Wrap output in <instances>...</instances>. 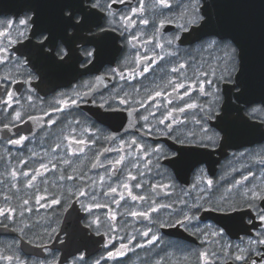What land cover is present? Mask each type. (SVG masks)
<instances>
[{
    "label": "flooded vegetation",
    "instance_id": "af4514ba",
    "mask_svg": "<svg viewBox=\"0 0 264 264\" xmlns=\"http://www.w3.org/2000/svg\"><path fill=\"white\" fill-rule=\"evenodd\" d=\"M99 2L101 7L93 8L96 0H0V31H10V39L17 40L9 45L8 38L0 37V46L8 49L0 53L7 56L6 61L0 62V101L7 98V92L14 93L15 100L19 101L10 107L0 104V208L16 209L9 214L12 218L0 216V264H55L68 234V229L61 231L66 213L70 221L78 216L81 229L101 241L90 256H83L85 249L82 248L62 264H96L97 261L100 264H251L252 261L264 264L261 259L264 245H249V241L264 239V221L260 220L264 199L257 198L249 206L243 196L249 189H264V137L259 135L258 124L253 123H261L264 128L263 102L244 103L239 108L235 89L229 91L231 82L215 81L219 89L217 96L196 91L191 97L198 105L213 110L211 119H203L205 113L199 108L190 109L174 113L186 123L174 125L172 133L146 134L148 128L144 127L141 117L152 111L155 117H149V125L167 131L165 125L156 124L163 118L165 108L156 111L152 101H148L145 108H140L138 103L124 105L117 94L123 97L127 92L133 100L145 101L149 95L155 96L160 91L166 95L157 98L155 103L164 105L167 97L172 100L169 109L183 106L168 83L169 80L180 82L183 78L171 70L185 64V75L191 77L193 67L202 65L203 70L216 69L219 75L224 67L231 66L229 56L223 44L207 47L210 39L219 40V37L206 35L195 40V32L191 31L195 25L187 23L185 16L192 0H170V7L160 6L157 0H143L145 11L135 16L131 10L141 6L140 0ZM201 2L199 0V8ZM107 4H112L114 15L102 10ZM64 7H78L74 17L77 20L85 12L92 13L95 26L90 30L82 29L78 35L69 27L65 35L60 21ZM64 11L67 15L70 9ZM121 16H132L136 23L125 25L120 21ZM141 19L149 23L140 24ZM20 20L28 21L27 28L19 24ZM182 26L187 31L182 30ZM99 28L105 29L106 39L98 46L88 41L92 34L104 35L98 32ZM18 31L24 32V37H19ZM132 36H137L138 40L133 41ZM41 42L43 48L39 50L37 45ZM154 53L163 59L157 58L154 64L144 61L137 66L141 56L151 57ZM144 66L149 67V71L141 76L139 72ZM132 68L137 69L135 79L127 78ZM120 72L126 79H120ZM184 82L187 84L186 80ZM206 91L211 89L206 86ZM85 92L89 94L84 96ZM76 93L81 94L76 104L65 107L58 103L62 99L76 98ZM57 107L63 110L53 112ZM16 111L22 113L19 121L13 119ZM99 113L107 118L98 119ZM217 115L225 117L230 129L226 139L218 126ZM49 118L56 123L48 124ZM195 120H201L208 136L219 134L214 144L207 140L204 141L206 146L189 142L187 132L196 133V141L204 135ZM249 121L253 126L248 133ZM21 136L26 137L21 144L10 143ZM133 138L138 141L135 152H139L140 145L149 150L155 147L164 150L158 158L150 157V170L144 166L149 158L140 153L142 176L131 167V157L115 169L108 164L124 153L106 150L123 148L121 141ZM81 139L86 141L83 151H75L81 146L74 141ZM182 148L191 151L186 152V165L177 171L168 161L171 153ZM64 160L70 163L66 165ZM41 163L49 170L40 169L35 186L27 187L28 178L20 173L27 171L30 177ZM12 171L17 173L15 179ZM128 171L137 175V180L126 182L142 183L143 187L134 189V193L147 199L127 198L114 204L113 199L118 200L119 196L103 193L109 185L125 182ZM62 176L74 179H60ZM80 176L84 179H75ZM101 176L105 177L103 184L99 181ZM208 180L213 181L210 188ZM160 184L167 187H155ZM77 189L89 195L80 196ZM93 195L95 203L109 207H93L85 212L84 206L93 203ZM37 196L46 199L37 204ZM53 197L61 203L41 207V204L49 205ZM25 199L29 200L28 207L32 211H24L21 216ZM168 204L172 205L171 209L150 212V218L128 214L147 211L150 205ZM113 211L116 218L110 220ZM185 214L196 219L177 224V220H184ZM97 218L99 223H94ZM149 228L152 231L148 237L138 234ZM212 232L219 234L213 237ZM152 235L157 239L149 244ZM131 236L136 239L129 244ZM121 244L128 247L123 256H116ZM242 248L246 249L245 260L237 261L235 256L241 254L239 249ZM108 252L114 255L108 257ZM205 252L209 253L207 261L201 255Z\"/></svg>",
    "mask_w": 264,
    "mask_h": 264
},
{
    "label": "snow or ice",
    "instance_id": "6c2138e0",
    "mask_svg": "<svg viewBox=\"0 0 264 264\" xmlns=\"http://www.w3.org/2000/svg\"><path fill=\"white\" fill-rule=\"evenodd\" d=\"M118 2L120 3H124L125 0H118ZM141 6L139 8H134L131 10L133 16L135 15H139L140 13H143L145 11V8L143 7V0H140ZM157 3L162 6V7H170V0H157ZM79 7V6H78ZM77 7V8H78ZM93 8H100V2L99 0H96V3H94L92 5ZM77 8H73V7H64L62 10V14H61V18L60 21L63 24V30L65 35H67V29L69 27L73 28L76 30L77 35L79 34V32L82 29H91L93 26H95L96 21L93 19V14L92 13H88L85 12L84 15L80 18V19H74L75 14H76V10ZM112 8V4H107L104 6V9L102 10H107L108 14L110 16L114 15L111 11ZM65 9H70V12L66 15L65 14ZM81 11H83V8H80ZM185 16L187 18V23L192 24V25H198V28H195V31H199L201 29H205L208 28L210 25H212L213 23H215L211 17V15L205 14V15H201L200 14V8H199V0H192L190 6L188 9H186L185 11ZM120 21L123 22L125 25H133L136 23L135 20H133L132 16H121L120 17ZM116 21H112V23H115ZM140 24H148L149 21L147 19H141L139 21ZM19 24L21 26H24L25 28H27V24L28 21L27 20H20ZM11 25V22H9V26ZM127 30V28L125 29ZM182 30L187 31L186 28H183L182 26ZM99 33H104V35H97V34H92L91 35V39L88 42H92V43H97V45H101L104 40L106 39V32L105 29L103 28H99L98 29ZM11 32L10 31H0V37H5L8 38V43L9 45L11 44H15L17 43V40L15 39H10L11 37ZM25 33L22 31H18V36L19 37H24ZM211 36L213 37H219V40L212 38L208 41L207 43V47L209 49L218 46L219 44H223L224 48L227 51V54L229 56V61H230V67H224L223 70L220 72L219 75H217V70L216 69H210V70H203V66H196L193 67V72H192V76L191 77H187L185 75V68L186 65L185 64H180L178 67L173 68L171 71L174 73H177L179 75V77H182L183 80H181L180 82H177L175 80H169V85L172 86V92L177 94V99L181 100L183 102V106H177V107H172L171 109L168 108V105L172 104V100L170 98H167V103L164 105L161 104H157L155 103L156 99L159 98L162 95H166L163 92L157 91L155 93V96L149 95L147 97V100L145 101H135L133 100L131 94L125 92L123 97H119V94H117V98L120 99V103L124 104V105H128L130 103H138L140 108H145L146 104L148 101H152V107L155 108L156 111H159V109L161 107L165 108V114L163 115V118L158 119L156 121L157 125H165V128L167 131H161L159 130L157 127L155 126H150L149 125V117H155V111L149 112L148 115H144L141 117V119L145 122L144 127L148 128V132L146 134H151L153 131H157L160 134L163 135H168L170 133L173 132L174 129V125H181V124H185L186 120H180L178 119L174 113H185L186 110H190V109H200L201 112L205 113L203 119L207 120V119H211L212 118V109L211 108H204L200 105H198L194 100L191 99L192 97V93L198 91L200 94L203 95H211V96H217V93L219 91V89L216 87L215 81H224V80H228L231 82L232 88L229 89V91H232V89H235V97L237 100L241 99V97L245 96V94L248 92L250 84L248 83V81L242 76L240 75L241 73V68H242V64H241V59H240V47L235 43L234 39L231 36H227V35H223L221 32L219 31H215L213 30L210 33ZM44 39H47V37H45ZM69 39L74 40L73 37H69ZM132 40L136 41L138 40L137 36H132ZM169 44L172 43V41H168ZM39 50H42L43 48V42H41L39 45H37ZM157 47H161L160 45H157ZM8 51V49L6 47L0 46V53H6ZM63 51V50H62ZM65 55H67V53H65ZM169 55H172V53H169ZM88 56H92V53L89 52ZM239 57V59L237 60L236 57ZM157 58L159 59H163V57H159L158 53H154L153 56L151 57H147V56H141L139 58V60L137 61V66L139 67L141 65L142 62L147 61L149 64H154L157 60ZM7 60V56L3 55L0 56V62H4ZM61 63L63 62V58H61ZM91 62V61H90ZM239 71V75L234 76V73L236 71ZM113 72H115L116 70L113 69ZM149 71V67L144 66L142 67V71L139 72V75L143 76L144 73H147ZM137 75V69L136 68H132L129 70L128 72V77L127 78H131V79H135ZM120 79L124 80L126 79L125 75L123 72L119 73ZM212 77V78H209ZM4 79H7V77H4ZM97 80H100V77H97ZM187 81V84L184 81ZM206 86L211 89V91H206ZM183 89V91L181 92L180 90ZM138 91V90H137ZM89 93L85 92L83 93L84 96H87ZM7 98L5 100L0 101V104H4L6 107H10L12 103H16L18 104L19 101L15 100V96L14 93L12 92H7L6 94ZM76 98H67V99H62L60 100L58 103L61 105H64L65 107H67L68 105H74L77 103V99L81 98V94L80 93H76L75 94ZM101 107H103V105H101ZM62 108H54L53 112H57V111H62ZM132 111H135L134 109H132ZM253 111H255V109H253ZM47 115V113H46ZM107 117L105 116L104 113H99L98 114V119H106ZM13 119L19 121L22 119V113L19 111H16L14 113V117ZM29 119H33V117H29ZM217 119L219 121V127L221 129V131L224 133V138L226 139L229 135H230V129L227 126V124L225 123V117L223 115H217ZM165 121H168L167 124H165ZM48 124H55L56 121L51 120V118H49V120L47 121ZM195 123L198 125H201V120H195ZM4 127L7 129L9 126L6 124L4 125ZM201 131L204 133V135L201 137V139L199 141L195 140L196 137V133L194 132H187L185 134L186 138H189V142H195L197 144H200L202 146H206L204 144V141L207 140L209 143H215V138L218 137L219 134H215V136H208L207 135V129L203 128V126L201 125ZM177 139H179V137H176ZM26 139V137L21 136L19 139L17 140H13L10 141V143L13 144H21L24 140ZM75 144L80 145L81 147L75 149V151H83V145L86 143L85 140H75L74 141ZM181 143H183L184 141H180ZM93 143H95L93 141ZM121 144L124 145L123 148H118V149H107L106 151H116L118 154L119 153H124V154H119L118 158L112 161H108V164L113 168H117L118 166H122L125 161L129 160V157H131V167L135 168L137 170V175L142 176L143 173L139 171L140 168V163H141V156L140 153H143V157L145 158H149L148 159V163L145 164L144 166L146 168H149L150 170V164H151V156H156L157 158L163 154L164 150L162 147H155V148H151L150 150L148 148H146L143 145L139 146V152H135L134 151V147L137 146L138 141L133 138L130 141H121ZM59 147V145H57V148ZM69 147H71V145H69ZM191 151V149H180L178 152L176 153H171V158L169 159V163L171 165H173L177 171H179L180 169H182L186 163V152ZM33 155H35V153H33ZM99 157H97L98 159ZM24 163V162H22ZM64 164L68 165L70 163L69 160H64L63 161ZM103 166V165H100ZM53 167H55V165H53ZM93 167H97L96 164H93ZM40 169H43L45 172H47L49 169L47 167L46 164L41 163L39 166V169H35L34 173L29 177V172L27 171H23L20 174L23 175L24 177L28 178L27 179V187H34V182L37 180L38 175L41 174ZM137 175H132L131 171L127 172V175L125 176L124 180L125 182H121L119 184H117L116 186H111L109 185L107 188V191L103 193V195L105 196H109L110 194H117L119 196V199H113L112 203L114 204H119L121 201H125L127 198H130L132 201H145L147 199V197L143 196V195H137L134 193V189H141L143 187V184L140 182L135 183L134 185H130L129 183H127V180H133L136 181L137 180ZM11 176L15 179L17 176L16 171H12L11 172ZM60 179H68V180H72L74 179V177L72 176H68V177H60ZM75 179H84L83 176L80 177H76ZM244 179H247V177H244ZM105 180V177L101 176L99 177V181L101 184H103ZM93 184L96 183V181H92ZM237 184H239L240 182L237 181ZM208 187H212L213 185V181L212 180H208L207 182ZM15 187V185H14ZM87 187V185L85 186ZM155 187H159V188H166L167 185H155ZM77 191L79 192L80 196H87L89 195L87 192L85 191H80L79 189H77ZM229 192H231V189L228 190ZM244 198H245V202H247L249 204V206H251L252 201H254L255 199L259 198V199H264V189H262L261 191H256L254 189H249L248 191H246L243 194ZM7 199V198H6ZM36 203L40 204V202L44 199H46L44 196H37L36 198ZM223 199V197H222ZM92 204H89L87 206H84V211L85 212H89L91 211V209L93 207H104V208H108L109 205L108 204H97L95 203V195L92 196ZM61 203V201L59 199H56L55 197H53L51 199V203L49 205H43L41 204V207L44 206H48L50 207L51 205H55V204H59ZM29 204V200L25 199L22 202V207H23V211L20 212V215L23 216L24 211H28L31 212L32 209L28 207ZM83 206V205H82ZM228 207H231V205H227ZM161 208H172L171 204L168 205H157L155 207L153 206H149V209L147 211L144 212H131L128 213L129 215L136 217V216H143L145 218H150L149 217V213L150 212H156L158 210H160ZM16 211L15 208L13 207H6V208H0V216H6L7 218H12L9 214L14 213ZM116 218V213L115 211L112 212L110 220H115ZM196 219V217L194 216H188V215H184V220H177L176 223L177 224H181L184 221H188L191 222V220ZM260 220L264 221V213H261L260 215ZM94 223H99V218H97L96 221H94ZM111 230V228H110ZM54 231V230H53ZM151 228L143 231L142 233H138L143 235L144 237H148L149 234L151 233ZM221 232L223 230H220ZM219 233L218 232H212L211 235L213 237L217 236ZM136 236H131L129 238V244L131 243L132 240H135ZM157 239V237L155 235L151 236V239L148 240V243L151 244L153 241H155ZM108 243H111V240L108 241ZM260 244V245H264V239H258L257 241H249V245H255V244ZM107 246V245H105ZM128 245L126 244H121L120 248L116 250L115 255L116 256H123L124 253V249L127 248ZM246 249H239V252L241 253L240 255H236L235 256V260L237 261H243L245 260V253ZM108 257H112L114 255L113 252H108L107 253ZM201 255L203 256L204 260L207 261L208 257H209V253L205 252V253H201ZM211 255H215V253H212ZM258 255H260L258 253ZM9 260H12L13 257H8ZM103 259V258H102ZM262 260H264V256L261 257ZM96 264H100L99 261L96 262ZM251 264H256V261H252Z\"/></svg>",
    "mask_w": 264,
    "mask_h": 264
},
{
    "label": "water",
    "instance_id": "95a60500",
    "mask_svg": "<svg viewBox=\"0 0 264 264\" xmlns=\"http://www.w3.org/2000/svg\"><path fill=\"white\" fill-rule=\"evenodd\" d=\"M200 11L202 15H211L213 21L208 28L195 31L198 25L191 30L195 32V40L210 35L215 30L223 35L231 36L240 47L241 73L250 84L248 92L238 101L239 108L242 104L261 100L264 104V0H201ZM2 7H0L1 11ZM239 75L237 70L235 75ZM230 94H227L229 96ZM227 99L223 103L226 104ZM260 136L264 137V128L261 123ZM252 127V123L246 125ZM68 229L65 241L60 249L59 259L55 264H62L71 255L85 249L83 256L88 257L96 252L101 241L94 239L86 229H81L78 216L72 217L65 214L61 231Z\"/></svg>",
    "mask_w": 264,
    "mask_h": 264
},
{
    "label": "rangeland",
    "instance_id": "374dc122",
    "mask_svg": "<svg viewBox=\"0 0 264 264\" xmlns=\"http://www.w3.org/2000/svg\"><path fill=\"white\" fill-rule=\"evenodd\" d=\"M93 261H95V260H93ZM95 263H96V262H95ZM71 264H73V263H71ZM74 264H79V262H78V263H75V262H74ZM89 264H90V263H89Z\"/></svg>",
    "mask_w": 264,
    "mask_h": 264
}]
</instances>
